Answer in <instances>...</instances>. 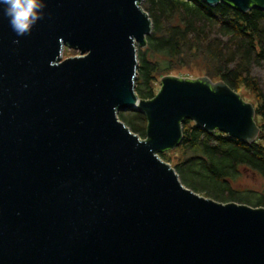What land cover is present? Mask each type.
<instances>
[{
  "label": "water",
  "instance_id": "obj_1",
  "mask_svg": "<svg viewBox=\"0 0 264 264\" xmlns=\"http://www.w3.org/2000/svg\"><path fill=\"white\" fill-rule=\"evenodd\" d=\"M141 1L42 0L24 36L0 12V264H264V207L200 195L159 156L185 119L254 142V106L207 76L164 75L139 98ZM130 109L144 138L117 115Z\"/></svg>",
  "mask_w": 264,
  "mask_h": 264
},
{
  "label": "trees",
  "instance_id": "obj_2",
  "mask_svg": "<svg viewBox=\"0 0 264 264\" xmlns=\"http://www.w3.org/2000/svg\"><path fill=\"white\" fill-rule=\"evenodd\" d=\"M140 5L152 30L146 45L136 49L137 96L152 98L159 78L187 70L246 91L260 129L256 140L246 143L218 130L206 132L185 119L177 152L171 157L165 150L159 156L197 193L220 202L264 207V89L253 74L255 67L264 72V10L243 12L226 2L209 5L203 0H142ZM117 115L145 137L147 121L141 111L120 110ZM245 176L258 184L235 187L243 185L240 179Z\"/></svg>",
  "mask_w": 264,
  "mask_h": 264
},
{
  "label": "clouds",
  "instance_id": "obj_3",
  "mask_svg": "<svg viewBox=\"0 0 264 264\" xmlns=\"http://www.w3.org/2000/svg\"><path fill=\"white\" fill-rule=\"evenodd\" d=\"M44 8L42 0H0V12L8 18L9 26L17 36L31 33L37 21L43 19Z\"/></svg>",
  "mask_w": 264,
  "mask_h": 264
},
{
  "label": "rangeland",
  "instance_id": "obj_4",
  "mask_svg": "<svg viewBox=\"0 0 264 264\" xmlns=\"http://www.w3.org/2000/svg\"><path fill=\"white\" fill-rule=\"evenodd\" d=\"M75 55H79V52L77 50L69 49V48H66V47L64 48V50H63V58L70 57V56H75ZM253 74L258 78V80H259V82L261 84V87L264 89V72H263V70L261 68H259V67H255L254 70H253ZM172 75L180 76V77H189V78H196V77H199V76H204V75H200V74L198 76H194L193 74L191 75V73H189L187 70L182 71L180 75H178V74H172ZM154 87H155V93H156L158 91V89L160 88V78L158 79L157 83L154 84ZM239 93L244 98V100L254 104L253 103L254 101L252 100V98H250V96L246 93V91H241ZM176 147L173 148V149H169L168 150V152H169L168 155L169 156H171V157L174 156V153L176 151L175 150ZM240 183H243V185L242 184H237V185H234V186L235 187H242V186H246L248 184L256 186L258 184L257 180L255 178H252V177H249V176H245V177L241 178L240 179ZM199 194L205 196L203 193H199Z\"/></svg>",
  "mask_w": 264,
  "mask_h": 264
}]
</instances>
